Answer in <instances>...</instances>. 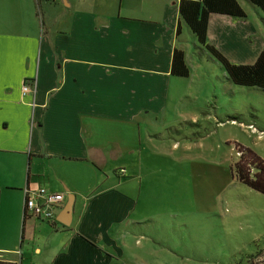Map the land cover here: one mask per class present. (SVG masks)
<instances>
[{
	"label": "crops",
	"instance_id": "crops-1",
	"mask_svg": "<svg viewBox=\"0 0 264 264\" xmlns=\"http://www.w3.org/2000/svg\"><path fill=\"white\" fill-rule=\"evenodd\" d=\"M180 1L0 0V261L111 264L123 254L108 231L135 199L129 181L141 189L137 154L145 140L161 138L156 131L169 110L197 100L185 80L197 78L195 42ZM238 1L247 17L212 14L208 41L230 61L251 64L264 41L248 7L264 13ZM177 49L188 78L172 74ZM197 70L204 76L200 64ZM26 80L36 86L24 97ZM28 186L65 194L57 216L70 194L72 224L24 221Z\"/></svg>",
	"mask_w": 264,
	"mask_h": 264
},
{
	"label": "rangeland",
	"instance_id": "rangeland-1",
	"mask_svg": "<svg viewBox=\"0 0 264 264\" xmlns=\"http://www.w3.org/2000/svg\"><path fill=\"white\" fill-rule=\"evenodd\" d=\"M248 9L264 41L262 13ZM197 52L193 46L189 56L197 78L185 79L197 100L169 110L156 131L161 138L145 140L138 152L142 186L129 181L135 199L121 225L108 231L123 250L111 264H251L250 255L264 264V194L231 168L241 146L264 158V90L229 83Z\"/></svg>",
	"mask_w": 264,
	"mask_h": 264
},
{
	"label": "trees",
	"instance_id": "trees-1",
	"mask_svg": "<svg viewBox=\"0 0 264 264\" xmlns=\"http://www.w3.org/2000/svg\"><path fill=\"white\" fill-rule=\"evenodd\" d=\"M248 1L264 13V0ZM179 12L195 42L194 50L197 54L199 50L201 58L217 63L224 74V79L229 83L264 90V49L254 63L239 64L231 62L208 41L209 20L212 14H224L236 19L247 17L246 10L238 0H181ZM172 74L181 78L190 76L186 54L181 49H177L174 53ZM233 164L232 173L238 181L264 194V158L260 154L241 146L237 152L236 162ZM28 218L29 216L24 212V221ZM52 225L55 229H59L60 222L56 220ZM61 226L66 228L64 225ZM253 257L256 255H250L248 260L251 264L255 259ZM0 264L17 263L0 261Z\"/></svg>",
	"mask_w": 264,
	"mask_h": 264
},
{
	"label": "built area",
	"instance_id": "built-area-1",
	"mask_svg": "<svg viewBox=\"0 0 264 264\" xmlns=\"http://www.w3.org/2000/svg\"><path fill=\"white\" fill-rule=\"evenodd\" d=\"M36 83L26 80L22 86V94L26 97L28 94L35 92ZM25 192L24 212L28 216L55 222L60 206L65 201V194L62 192L52 191L46 187H27ZM252 264H263L256 258Z\"/></svg>",
	"mask_w": 264,
	"mask_h": 264
},
{
	"label": "water",
	"instance_id": "water-1",
	"mask_svg": "<svg viewBox=\"0 0 264 264\" xmlns=\"http://www.w3.org/2000/svg\"><path fill=\"white\" fill-rule=\"evenodd\" d=\"M73 208H74V199L69 194L66 207L64 211L57 216V220L62 224H64L65 226H70L73 220V216H72Z\"/></svg>",
	"mask_w": 264,
	"mask_h": 264
}]
</instances>
